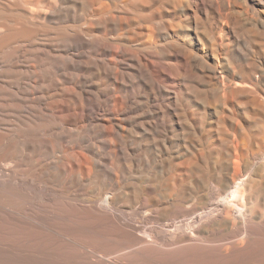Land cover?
<instances>
[{
  "label": "bare ground",
  "instance_id": "bare-ground-1",
  "mask_svg": "<svg viewBox=\"0 0 264 264\" xmlns=\"http://www.w3.org/2000/svg\"><path fill=\"white\" fill-rule=\"evenodd\" d=\"M0 258L264 264V0H0Z\"/></svg>",
  "mask_w": 264,
  "mask_h": 264
},
{
  "label": "rangeland",
  "instance_id": "rangeland-1",
  "mask_svg": "<svg viewBox=\"0 0 264 264\" xmlns=\"http://www.w3.org/2000/svg\"><path fill=\"white\" fill-rule=\"evenodd\" d=\"M162 20L164 21H173V31H176L175 32V36H178L179 35L181 36V30L183 27V21H182V17L180 16V13L178 12L177 14H174V13H171V12H168V13H165L162 17ZM77 22H80L81 21V17H78ZM124 30H127L126 28H124ZM113 31V36H116V34H120V31L118 30H111ZM123 32V31H122ZM158 42L161 43V44H164L166 43L167 41H169L170 39H168L167 37L163 36V37H158L157 38ZM2 258H0V264H5V262H3V260H1Z\"/></svg>",
  "mask_w": 264,
  "mask_h": 264
}]
</instances>
